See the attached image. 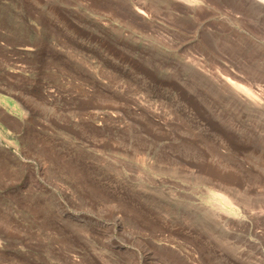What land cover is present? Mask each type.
Here are the masks:
<instances>
[{
	"label": "rangeland",
	"instance_id": "1",
	"mask_svg": "<svg viewBox=\"0 0 264 264\" xmlns=\"http://www.w3.org/2000/svg\"><path fill=\"white\" fill-rule=\"evenodd\" d=\"M0 264H264V7L0 0Z\"/></svg>",
	"mask_w": 264,
	"mask_h": 264
},
{
	"label": "bare ground",
	"instance_id": "2",
	"mask_svg": "<svg viewBox=\"0 0 264 264\" xmlns=\"http://www.w3.org/2000/svg\"><path fill=\"white\" fill-rule=\"evenodd\" d=\"M254 3H256V5L260 6V7H264V0H252ZM263 9V8H262ZM237 85V83H235ZM221 198V203L219 204V206L225 207V209L227 208L228 210H230V212H232L233 210L230 208V204L228 203V201L224 198V196L220 195L219 196Z\"/></svg>",
	"mask_w": 264,
	"mask_h": 264
}]
</instances>
